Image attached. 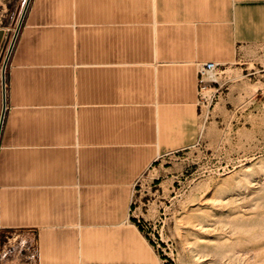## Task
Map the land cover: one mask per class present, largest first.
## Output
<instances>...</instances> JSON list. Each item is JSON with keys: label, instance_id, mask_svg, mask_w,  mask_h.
Masks as SVG:
<instances>
[{"label": "crops", "instance_id": "1", "mask_svg": "<svg viewBox=\"0 0 264 264\" xmlns=\"http://www.w3.org/2000/svg\"><path fill=\"white\" fill-rule=\"evenodd\" d=\"M11 41L0 264H123L145 174L197 138L199 67L264 45V0H29Z\"/></svg>", "mask_w": 264, "mask_h": 264}, {"label": "rangeland", "instance_id": "2", "mask_svg": "<svg viewBox=\"0 0 264 264\" xmlns=\"http://www.w3.org/2000/svg\"><path fill=\"white\" fill-rule=\"evenodd\" d=\"M21 3L0 0V25L14 28ZM215 73L196 140L133 195L123 264H264V45Z\"/></svg>", "mask_w": 264, "mask_h": 264}, {"label": "built area", "instance_id": "3", "mask_svg": "<svg viewBox=\"0 0 264 264\" xmlns=\"http://www.w3.org/2000/svg\"><path fill=\"white\" fill-rule=\"evenodd\" d=\"M5 51L6 48H3L0 52V131L3 123L7 97V82L5 77V65L7 56L5 55ZM218 66L219 65L217 63L206 62L202 64L197 71V99L199 115L202 114L203 107H209L208 101L212 102V100L217 97V93L221 87L217 82L208 80L209 76H216L215 71L217 70ZM215 85H217V87ZM209 88L215 90L213 95L211 96H208L206 94Z\"/></svg>", "mask_w": 264, "mask_h": 264}, {"label": "bare ground", "instance_id": "4", "mask_svg": "<svg viewBox=\"0 0 264 264\" xmlns=\"http://www.w3.org/2000/svg\"><path fill=\"white\" fill-rule=\"evenodd\" d=\"M27 2H28V0H22L21 7H20V10H19V13H18V17H17L16 22H15V26H14V28H12L13 32L16 31V27H17V25H18V23H19V20H20L21 15H22V13H23V11H24L26 5H27ZM11 39H12V38H11ZM12 40H13V39H12ZM11 43H12V41L9 42V44L6 46V51H5V55H6V56H7V54L9 53V50H10V47H11ZM208 80H210V81H212V82H217L216 79H214L212 75L209 76ZM209 232H210V231H209Z\"/></svg>", "mask_w": 264, "mask_h": 264}, {"label": "water", "instance_id": "5", "mask_svg": "<svg viewBox=\"0 0 264 264\" xmlns=\"http://www.w3.org/2000/svg\"><path fill=\"white\" fill-rule=\"evenodd\" d=\"M28 2H29V0H28ZM28 2H27V4H28ZM26 7H27V5H26ZM26 7H25V9H24V11H23V13H22V15H21V17H20V20H19V23H18V25H17V28H16V32H17V30H18V28H19V26H20V23H21V20H22V18H23V15H24V12H25V10H26ZM16 34V33H15ZM12 44H13V42L11 43V46H12ZM10 50H11V47H10ZM10 50H9V52H10ZM9 54V53H8ZM8 56V55H7Z\"/></svg>", "mask_w": 264, "mask_h": 264}]
</instances>
